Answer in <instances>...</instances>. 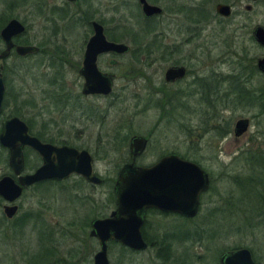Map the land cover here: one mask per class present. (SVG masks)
Returning a JSON list of instances; mask_svg holds the SVG:
<instances>
[{
  "label": "rangeland",
  "instance_id": "rangeland-1",
  "mask_svg": "<svg viewBox=\"0 0 264 264\" xmlns=\"http://www.w3.org/2000/svg\"><path fill=\"white\" fill-rule=\"evenodd\" d=\"M105 1L104 18L111 36H116L119 27L124 28L121 17L134 26L135 20L130 17V7L134 0H122L123 6L118 5L117 9H114L117 2ZM171 1L183 4L187 10H193L199 3L205 8L206 14L201 18L176 16L180 32L170 35L168 40L183 45L181 54H184L185 64L201 60V63L198 61L190 66V70L202 67L212 69L219 75H228V91L233 94L232 97L224 94L212 100L207 99L198 108L200 115H187L185 109L179 120L173 115L169 124H165V121L157 123L163 100L153 95L145 84L141 90L142 83H127L129 91L138 92L137 100L126 97L105 110L107 146L100 151L96 169L105 175L101 189L106 196V206L110 204L109 194L116 172L127 157L126 145L122 143L131 135L151 134L144 157L136 159L135 165L146 166L155 156L174 152L197 161L210 179L208 190L201 196L198 213L192 221L149 213L146 221L151 225L149 235L153 237V248L132 255L116 245H110L107 253L109 263L177 264L178 258H182L186 264H218L217 258L221 252L245 248L255 264H264V166L260 168L261 176L258 180L253 178L252 172L255 170L250 166L251 160L257 157V149L261 150L258 158L264 155V111L259 115L257 111L260 107L262 110L263 106L255 103L262 89V79L255 68V62L264 55V51L254 43L250 34L256 25L264 28V5H252V11L246 12L244 6L250 4L249 0H210V3L207 0ZM216 2L232 5V15L228 20L222 21L215 17L213 4ZM61 3L56 1L41 5L39 0H0V27L8 19L18 20L25 28L23 41L40 49L38 55L22 61L10 58L6 63L9 68L6 78L8 95L4 102L5 109L10 113L20 112L23 116L34 111L53 113V108L48 112L39 111L44 103H50L48 97L43 98L52 93L47 83L56 73H61L65 79L71 76L66 65L61 71L55 69L57 51L66 52L73 47L67 35L66 17L49 15L50 7H62ZM74 23L76 33L82 34L84 26L81 20H75ZM159 38L156 37V40ZM122 83L126 84L118 81L116 85L119 87ZM219 88L223 89V93L226 85L219 84ZM145 90H149V93ZM239 90L253 98L251 103H244L236 97ZM23 100L26 105L22 104ZM186 104L188 108L195 109L194 100ZM228 117L233 123L240 118L248 119L246 133L239 138L232 135L226 139L220 138L226 126L222 127L220 122L222 120L226 124ZM213 125L215 127L211 129ZM4 168V163L0 161V172ZM75 187L81 188L82 184ZM73 233L74 241L58 244L57 250L62 253L67 248L76 249V252L85 249L89 260L87 258L82 261L76 254L72 264H91V256L97 250V245L85 242L78 229L74 228ZM36 246L32 237L22 235L16 241L0 243V255L4 254L6 259L14 257L23 261L27 251H35Z\"/></svg>",
  "mask_w": 264,
  "mask_h": 264
},
{
  "label": "flooded vegetation",
  "instance_id": "flooded-vegetation-1",
  "mask_svg": "<svg viewBox=\"0 0 264 264\" xmlns=\"http://www.w3.org/2000/svg\"><path fill=\"white\" fill-rule=\"evenodd\" d=\"M56 1H61L62 7H50L49 15L51 17L58 15L66 17L67 35L71 43H73V47L65 50L66 52L57 51L56 59H54L55 69L61 71L66 65L71 76L65 79L61 73H56L53 79L47 83L50 92H52L51 96L43 97H48L50 103H44L39 107V111L45 110V112L53 108V113L42 114L34 111L23 116L20 112L10 113L5 109L4 101L8 95V81L6 78L9 73V68L6 66L7 61L10 58L22 61L27 57L40 54L38 47L28 45L23 41L25 28L21 33L10 38L12 47L9 49L7 56L0 58V81L2 85L0 138L3 135L6 123L11 119H16L23 124L21 127L17 124L13 125L14 132H8L3 137L2 142L0 141V161L5 165L4 170L0 172V180L8 178L14 185L20 187L19 195L11 201L0 196V243H6V240L16 241L18 237L26 235L32 237L37 244L35 251H27L25 260L18 261L14 257L6 259L4 254H1L0 264H72L76 254L77 258L79 256L78 259L85 261L89 257L85 249L76 252V249L67 248L62 253L57 250L58 244L74 241V228L78 229L81 238L85 242L97 245V250L91 256V264H93L95 255L100 251V246L96 237L90 235L92 224L94 221L108 218L115 209L113 185L109 194L110 204L106 206V196L104 190L101 189L105 175L100 174L96 169L99 155H101L100 151L102 148L106 149L107 146L105 110L109 107H114L126 97L137 100L138 92L135 90L134 92L129 91L128 88L130 86L127 83L131 85L142 83L140 86L141 90L144 89L143 84H145L153 95H158L163 100L160 105L162 112L157 123L165 121V124H169V121H171L170 117H173V115L176 116V120H179V116L185 109L187 115L194 116L196 113L200 115L198 108L204 105L205 100H212L214 97L224 94L228 97L230 94V90L227 87L230 78L228 75H219L216 71H212L211 68V70H207L200 67L199 70H190V66L197 64L198 61V63H201V60H197L194 64H185L184 54H181L183 45L180 42L173 43L168 40L170 35L180 32L179 25L175 19L176 16L183 15L184 18L193 16L194 19L197 16L198 18L205 16L206 11L201 3H199V6L196 5L193 10H187L183 4L171 0H144L148 6L156 7L160 10L157 14L145 16L142 12L140 1L134 0L130 7L132 11L130 17L135 20L134 26L130 22L127 23L126 18L121 17L124 28L119 27L116 36H111L109 34L110 29L107 27L104 18L106 13L105 0H39L41 5ZM113 1L117 2L114 9H117L118 5L119 7L123 6L122 2L124 1ZM211 1L207 0L208 3ZM249 1L250 4L244 6L246 12L252 11V5H264V0ZM217 4L228 6L229 15L221 16L217 14L215 11ZM40 13H42V10H40ZM213 13L216 18L226 21L232 15V5L216 2L213 4ZM127 19L130 20V18ZM10 20L12 19H8L3 23L0 31ZM75 20H81V24L84 26L82 34H78L76 33L77 30H74ZM93 25L100 27L104 41L122 45L125 50L100 51L98 49L99 46L97 48L94 47L95 45L92 50H87V44L94 36ZM257 26L261 27L259 25L254 26L250 34L254 43L264 51V47L257 44L252 35ZM158 36L161 37L159 38ZM156 37L160 40H156ZM0 46L1 53L5 49V44L1 37ZM18 46H31L36 50L30 54L18 56L15 53V47ZM90 58H92L93 67L89 64ZM262 58H264V55L259 59ZM83 61L88 65L85 68L83 67ZM178 69H181V74H178ZM258 74L262 79V89L258 92L256 99L259 105L264 106V74L259 71ZM118 81H124L126 84L122 83L118 87L116 85ZM106 82L110 83V90L108 93H103L101 90ZM219 84L226 85L223 93H221L223 89L219 88ZM149 90H145V92L149 93ZM43 94L45 95L47 92H43ZM232 94H230L231 97ZM191 100L195 101V109L188 108L186 104V102L190 103ZM22 104L26 105L25 100L22 101ZM182 120L183 118H181ZM205 120L204 118V122ZM214 121H217L216 117H214ZM214 121L212 120V122ZM220 123L222 127L226 126L223 131L224 135L220 133L221 136H218L220 138L225 137V139L230 135L234 137L233 120L228 117L226 124L222 120ZM213 127L215 125L211 129ZM150 135V133L131 135L127 141L122 143L123 146L126 145L127 157L121 166L127 164L131 168L150 167L169 155H174L181 160L199 166L197 161L174 152L155 156L151 163L146 166L135 165L136 159L144 157L150 144ZM134 137L145 140L143 149L136 154H132L129 151L131 139ZM32 141L37 142L39 145L59 150L60 154L64 153L60 157V162L68 160L66 156H68L69 150H74L78 153L84 152L90 160L91 174L99 182L90 183L79 174L69 173L61 178H46L28 185L20 184L19 180L21 178L31 176L46 162L55 168L59 167L55 153L49 155L40 154L29 144ZM3 143L11 145V147L5 146ZM17 145H20L21 169L18 174H15L9 164V157L11 150H14ZM215 159H217V156ZM75 184H82V187H75ZM209 185L210 179L208 176ZM203 194L199 196V206L200 198ZM149 213L162 217L174 216L182 221H192L196 217L186 219L174 213H164L152 208L146 209L138 229L140 239L145 248L143 250L130 249L119 242L108 240L105 242L107 264H110L107 257L110 245H116L122 251L132 255L141 254L153 248V237L149 235L151 225L146 221ZM75 224L78 225L75 226ZM232 250L221 252L217 258L218 264L220 256ZM178 259L177 264H186L184 259ZM176 260L177 258H175V262ZM253 262L255 264L254 260Z\"/></svg>",
  "mask_w": 264,
  "mask_h": 264
},
{
  "label": "water",
  "instance_id": "water-1",
  "mask_svg": "<svg viewBox=\"0 0 264 264\" xmlns=\"http://www.w3.org/2000/svg\"><path fill=\"white\" fill-rule=\"evenodd\" d=\"M142 4V12L145 16L159 13L156 7L148 6L144 0H139ZM254 1V0H251ZM215 11L221 16L229 15V7L217 4ZM94 36L87 44V50L99 46L100 51H124L122 45H115L104 41L100 27L93 25ZM24 27L16 20H10L0 31V37L5 44V49L0 53V58L7 56L12 47L10 38L21 33ZM253 38L257 44L264 47V29L256 27L253 31ZM36 49L31 46L15 47V53L18 56H24L34 52ZM93 52V51H92ZM92 65V58L89 62ZM88 66L83 61V67ZM256 69L264 74V58L256 61ZM181 74V69L177 70ZM177 73V72H176ZM110 83L106 82L103 93H108ZM2 95V85L0 81V100ZM23 125L16 119H11L6 123L3 137L8 133L14 132L13 125ZM248 127L247 119H238L234 123L233 135L239 137ZM29 143V142H28ZM5 146L7 143H3ZM32 148L40 154L49 155L55 153L59 167L55 168L50 163H45L40 169L36 170L31 176L21 178L19 183L22 185L32 184L36 181L46 178H61L69 173L81 175L87 182L98 183L99 180L91 174L90 160L84 152L69 150L67 161L60 162L59 150L39 145L37 142L29 143ZM145 144L142 138H132L129 151L132 154L140 152ZM20 145L11 150L9 164L15 174L21 169ZM66 153V152H65ZM73 159V160H71ZM59 169V170H58ZM60 173H56V172ZM208 190V176L196 164L181 160L174 155L166 156L150 167H134L124 164L120 167L115 181L113 191L115 194V209L109 217L94 221L92 224L91 236L98 240L100 251L95 255L93 264H107L105 258V242L113 240L119 242L130 249L143 250L145 248L140 239L139 227L142 223V217L146 209H157L164 213H174L183 218L189 219L196 216L199 209V196ZM20 193V187L14 185L10 179L2 178L0 180V196L8 200L15 199ZM219 264H254L250 252L245 248L234 249L222 254L219 258Z\"/></svg>",
  "mask_w": 264,
  "mask_h": 264
},
{
  "label": "trees",
  "instance_id": "trees-1",
  "mask_svg": "<svg viewBox=\"0 0 264 264\" xmlns=\"http://www.w3.org/2000/svg\"><path fill=\"white\" fill-rule=\"evenodd\" d=\"M236 97H238L239 100H241L242 102L247 103V104L251 103L250 102L251 99L253 100V98L248 97V94H244V92H242L240 90L238 91V96H236ZM255 101H256L255 103H257V105H259L258 100L256 99ZM263 111H264V106H263L262 110L260 107L258 109L257 113L259 112V115H262ZM256 151H257V157L255 156L254 161L251 160L250 166H251L252 170H255V172H252L253 178L258 180L259 177L261 176L260 175V173H261L260 168L264 166V155H263V157L258 158L261 155V153H260L261 150L257 149Z\"/></svg>",
  "mask_w": 264,
  "mask_h": 264
}]
</instances>
